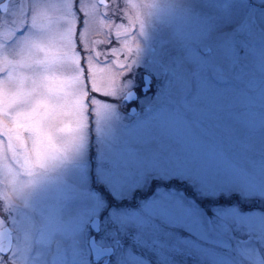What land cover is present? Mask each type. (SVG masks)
I'll list each match as a JSON object with an SVG mask.
<instances>
[{
  "label": "snow or ice",
  "instance_id": "6c2138e0",
  "mask_svg": "<svg viewBox=\"0 0 264 264\" xmlns=\"http://www.w3.org/2000/svg\"><path fill=\"white\" fill-rule=\"evenodd\" d=\"M77 2L79 0H26L28 19L20 27L12 26L0 32V88L10 92L16 84L21 88L26 85L25 100L37 120L48 105H58L68 96L73 102L79 99V71L86 65L75 62L77 71L71 77L72 90L67 96H61L57 90L62 87L63 79L58 73L64 71L63 64L67 60L54 61L49 57L50 49L57 43L68 49L71 31L54 33L49 13H59L57 19L67 20ZM132 7L135 15L131 19L139 24L137 39H141L147 35L145 16L156 15L154 10H158L159 5L155 0H135ZM168 7L173 11L165 22L170 26L171 39L179 46L180 54L171 63L161 60L155 66V71L165 81L156 97L148 98L140 111L133 108L124 115L112 99L92 95L101 92L99 88L94 89L72 113L73 119L66 124V131L57 135L56 140L61 145L57 151L50 152L51 141L44 143L39 137L34 141L31 155L16 153L13 147L15 166L0 170V264H92L93 260L99 264L105 255L113 254L115 238L97 240L89 233V229L96 231V213L100 210L99 202L86 187L93 173L97 179L110 181L121 192L124 188L134 190L153 179L185 180L208 195L224 187H234V182L257 183V178L241 166L243 157L254 151L256 144L251 132L242 129L240 112L233 106L236 96L221 92L205 78L208 73L219 84L235 73L241 53L237 50L234 33L251 32L257 24L255 14L246 13L233 25L225 24L232 19L229 0H187L184 5ZM7 23L12 25V20ZM261 27L264 28V24ZM124 31L128 36L127 28ZM123 43L124 48L118 50L117 55L131 53L134 58L130 65L119 60L116 64L126 70L122 75L128 77L139 66L141 44L128 39ZM167 43L165 41L163 46ZM63 53L61 56L66 58L67 51ZM120 75L111 74L103 96L128 103L136 98L135 81L124 79L122 86H117L116 79ZM195 86L199 87L200 94L207 92L220 100L216 107L206 108L202 114L208 130L193 133L187 126L183 130L166 127L167 106L173 94L178 89ZM121 129L139 133L130 151L119 147ZM12 135L20 136L5 131L0 140ZM93 137L98 148L95 168L90 154ZM149 147L151 151L140 150ZM53 171L56 175L49 176ZM69 176L76 179L71 186L73 190L92 204V210L74 227L66 224L58 212L39 210L33 203L38 188L54 180L66 183L65 178ZM259 182L264 190V166L260 169ZM143 211L187 230L191 234L189 244L185 245L187 252L205 255L203 249L209 247L210 239L208 229L179 193L158 189L144 204ZM216 216L225 231H230L235 224L247 227L242 220L224 211L217 212ZM113 222H117L118 227L130 222L147 226L143 217H122ZM197 244L201 247H195ZM236 254L241 264L252 258L243 245L237 246Z\"/></svg>",
  "mask_w": 264,
  "mask_h": 264
},
{
  "label": "rangeland",
  "instance_id": "374dc122",
  "mask_svg": "<svg viewBox=\"0 0 264 264\" xmlns=\"http://www.w3.org/2000/svg\"><path fill=\"white\" fill-rule=\"evenodd\" d=\"M2 2H5L7 7L0 8V32L12 26H22L28 19L25 15L28 10L26 0H20L19 3L17 0H0V3ZM134 2L135 0H79L68 13L67 20L57 19L59 13H49L54 33L56 30L63 32L65 29H71L68 49L60 47L57 43L49 51V57L54 61L67 60L63 64L64 71L58 73L63 77V83L57 91L61 96H67L72 90L74 82L71 77L74 71H77L75 62H79L86 65L79 71V99L73 102L68 96L58 105H48L47 111L37 120L32 115L30 103L25 100L26 85L21 88L16 84L10 92L0 88V110L6 116L4 125L7 127L4 128L8 133L20 134L19 137L12 135L0 140V170L15 166L13 147L16 153L33 154L37 137L44 143L51 141L50 152L57 151L61 147L56 140L57 135L66 131V124L73 119L72 113L94 89L99 88L101 92L92 95L101 99H112L111 102L118 107V111L127 115L122 99L103 96V90L114 72L121 73L116 79L117 86H122L124 79L132 78L137 81V77L145 83L143 73L149 75L151 86L146 96H142L143 102L138 106V111L147 103L148 98L157 96L165 81L155 71V66L161 60L171 63L180 54L179 46L171 39L170 26L165 22V18L173 11L168 6L184 5L187 0H155L159 9L154 10L156 15L145 16L147 35L141 39H137L139 24H134L131 19L135 15L132 7ZM229 3L232 19L225 24L234 25L246 13H254L257 24L251 32L234 33L237 50L241 53L235 73L219 84L215 83L208 73H205V78L221 92L236 96L233 106L240 112L242 129L251 132L256 144L255 150L243 157L241 166L249 175L257 178V183L245 185L242 182H234L236 186L224 187L208 195L185 180L153 179L147 184L135 187L134 190L138 191L136 200L127 201L129 196L121 200L122 197L134 194V190L124 188L121 192L110 181L97 179L93 173L86 187L100 205V210L96 213L99 229H89V233L91 236L95 235L97 240L102 237L116 240L111 258L107 263L99 264H241L240 256L236 254L237 246L241 245L246 246L252 254L246 264H264V190L259 182L260 169L264 166V28L261 27L264 24V0H229ZM208 10L215 12V9ZM9 19L12 20V25L7 23ZM44 23L47 25L49 21ZM121 26L127 28L128 36ZM125 39L136 40L141 44L139 66L129 73L128 77L122 75L126 70L118 68L116 64L119 60L130 65L134 58L131 53L117 55V51L124 48ZM165 41L168 43L163 46ZM65 51L66 58L61 56ZM219 103L220 100L216 96L207 92L200 94L198 86L178 89L168 102L165 126L181 130L187 126L193 133L205 132L208 126L207 122L201 119L202 114L206 108H214ZM91 107L89 101V111ZM138 135L134 130L121 129L119 147L124 151L132 150ZM140 150L148 152L152 148ZM97 151V142L93 137L90 153L94 161L93 168ZM55 175V171L49 173L51 177ZM65 179L66 183L54 180L38 188L34 192L33 203L39 210L58 212L66 224L74 227L92 210V204L71 187L76 183L75 177L69 176ZM179 182L183 184H178ZM158 189L179 193L191 205L193 212L202 219L210 236L207 241L209 247L203 249L205 255L198 256L187 252L185 245L189 244L191 239L187 230L144 213V204L154 197ZM220 211L234 216L238 221L242 220L247 227L235 224L230 231H225L217 220L216 213ZM122 217H143L147 226L140 227L135 222H130L127 226L118 227V223L113 221ZM52 227L55 228L56 225L53 224ZM195 247L201 246L197 244ZM92 264H96L95 260Z\"/></svg>",
  "mask_w": 264,
  "mask_h": 264
},
{
  "label": "flooded vegetation",
  "instance_id": "af4514ba",
  "mask_svg": "<svg viewBox=\"0 0 264 264\" xmlns=\"http://www.w3.org/2000/svg\"><path fill=\"white\" fill-rule=\"evenodd\" d=\"M145 74H147V73H143V76H144V79H145ZM149 78V77H148ZM150 82H151V80L149 79V88L148 89H146V90H143V86H144V81L143 82H141L140 81V78H138L137 77V81H135V88H134V91H135V96H136V98H134V99H132L131 101H129L128 103H124V102H122L123 103V108H124V110L129 114V110L130 109H133V108H135V109H138L139 107L138 106H141V103L143 102V97L142 96H146V93L149 91V89H150V86H151V84H150ZM153 83V82H152ZM1 93H2V91H1ZM146 98V97H145ZM1 101V100H0ZM1 106V105H0ZM5 114L0 110V135H3L4 134V132L5 131H7V129H5L4 127H7L6 125H4V121H5ZM176 182H178V181H176ZM178 184H183V183H178ZM171 185V184H170ZM172 186V185H171ZM136 192H138V191H136V190H134V194H132V195H126V196H123L122 197V199L121 200H123L125 197H127V196H129V198L128 199H126L127 201H132V200H136V194H138V193H136ZM140 195H142V194H140ZM145 196H146V194H144L143 195V197L145 198ZM94 237H95V235H94ZM96 238V237H95ZM113 254H111V255H109L108 257L107 256H105L103 259H100L99 260V263H107L108 262V260L111 258V256H112ZM97 259H99V257H97ZM105 259H107L106 261H105Z\"/></svg>",
  "mask_w": 264,
  "mask_h": 264
},
{
  "label": "water",
  "instance_id": "95a60500",
  "mask_svg": "<svg viewBox=\"0 0 264 264\" xmlns=\"http://www.w3.org/2000/svg\"><path fill=\"white\" fill-rule=\"evenodd\" d=\"M101 1H104V0H101ZM4 6H5V2L0 3V8H1V9H2ZM148 82H149V79H148L147 76H146V77H145V84H144V86H143V90H146V89L149 87ZM98 229H99V218H98V220H97V227H96V230H98ZM93 236H94V235H93Z\"/></svg>",
  "mask_w": 264,
  "mask_h": 264
}]
</instances>
